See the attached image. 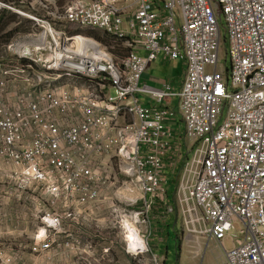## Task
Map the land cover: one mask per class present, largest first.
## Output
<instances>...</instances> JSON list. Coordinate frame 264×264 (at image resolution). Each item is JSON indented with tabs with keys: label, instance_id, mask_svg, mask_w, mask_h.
Segmentation results:
<instances>
[{
	"label": "built area",
	"instance_id": "built-area-1",
	"mask_svg": "<svg viewBox=\"0 0 264 264\" xmlns=\"http://www.w3.org/2000/svg\"><path fill=\"white\" fill-rule=\"evenodd\" d=\"M27 17L48 44H8L28 64L0 78V189L40 190L51 199L67 193L82 205L119 171L142 199L140 208L114 206L125 239L129 222L143 240L134 249L126 239L125 250L151 252L147 215L164 194V156L174 168L183 137L189 144L175 194L184 232L218 244L232 235L209 264H264V0H67L54 18L119 40L127 48L119 60L82 34L61 32L65 40L56 41L49 20ZM219 22L225 68L217 65ZM159 54L182 62L178 90L168 81L140 83ZM172 96L177 110L167 103ZM106 155L119 160L117 171L109 157L97 165ZM64 218H43L37 237L44 250L53 248Z\"/></svg>",
	"mask_w": 264,
	"mask_h": 264
},
{
	"label": "rangeland",
	"instance_id": "rangeland-1",
	"mask_svg": "<svg viewBox=\"0 0 264 264\" xmlns=\"http://www.w3.org/2000/svg\"><path fill=\"white\" fill-rule=\"evenodd\" d=\"M66 1L0 0V78L4 75L7 78V71L13 65L21 63L18 67L24 68L28 64L16 59L18 48L9 47V43L48 44V42L37 40L40 32L44 31L27 15H36L49 20L56 41L65 40L61 32L66 36L82 34L112 52L117 60L127 53V48L122 42L106 36L97 29L70 26L54 18L56 13L62 14ZM4 10L5 12H2ZM30 21L34 22L36 27L31 25ZM219 25L221 38L217 65L218 68H225L229 66L228 58L224 62L227 44L223 39L224 26L221 22ZM18 27L22 31L16 32L9 38L8 33L19 29ZM48 34L50 35L49 32ZM69 42L72 43L68 40V44ZM158 56V60L166 59L161 54ZM24 60L30 61L28 58ZM180 62L175 60V66L160 63H153V66L155 71L168 69L171 72L170 75L177 78L182 66ZM46 73L50 75L51 71L47 70ZM227 73L231 76L229 71ZM81 83L84 81L82 80ZM174 101L173 106L177 110V97ZM176 117L179 118V114H176ZM179 130L182 132L183 128ZM188 143L189 141L186 140L185 148ZM108 157L106 155L104 158H99L97 165L103 167L102 161L107 162ZM110 159L117 171L119 160L116 157ZM112 181L115 183L110 185ZM130 185L128 177L118 171L115 178L111 177L101 185L100 195L97 198L82 205H76L74 198L67 193H62L59 198L51 199L50 195L40 193V190L28 191L29 193L25 195L16 189L7 195L3 189H0V264H153L154 255L150 251L131 254L125 250L126 239L124 229L120 225V208L118 207L117 213L114 206L129 208L142 204V199L137 197L138 192L128 190ZM173 188L174 185H170V189L173 190ZM132 197H137V202L128 204V199ZM69 210L74 215L66 214ZM47 214L65 217L62 223L63 232L56 235L57 241L50 250H44L43 240L37 237L44 225L43 218ZM73 216L74 219H72ZM233 234L236 236L235 241H238L237 227ZM171 236H174V231ZM224 242L227 247L230 246L228 236ZM199 250L200 256H188L186 260L189 264H209L220 259L221 246L214 240L202 241ZM184 253L188 255L187 251ZM176 255L177 249L173 246L166 264H176ZM157 262V264H163L160 260Z\"/></svg>",
	"mask_w": 264,
	"mask_h": 264
},
{
	"label": "crops",
	"instance_id": "crops-1",
	"mask_svg": "<svg viewBox=\"0 0 264 264\" xmlns=\"http://www.w3.org/2000/svg\"><path fill=\"white\" fill-rule=\"evenodd\" d=\"M158 58L157 60L155 59V61L153 60L149 62L145 71L141 75L140 83H146L152 87H160L163 81H168L175 90H178L184 76V68L182 62H180V66L182 64L180 73L177 78H175L174 75H170L171 72L168 69L155 71L153 63H160L162 65L173 64V66H175V60L178 59L158 60ZM141 100L148 102L143 96L141 97ZM174 100L175 96H172L167 100V103L173 106V102H175ZM173 125L176 128L177 132L180 131L179 128H183L181 119L177 117L174 119ZM173 140L174 138L172 139V141ZM186 140L187 139H183V137L180 138L181 145L183 144L182 148L180 149L181 157L177 161L174 168L167 165L168 154L164 156L167 168V170L164 172V194L160 198H156L153 200V204L147 215L148 222L146 225L149 232L146 236V241L148 246L150 247L151 253L156 256L162 257L163 264H166V260L167 258H169V252L171 248H173V246L177 249L175 261L176 264H189L186 260L188 256H200L199 249L201 247V242L203 241V239L201 240V238H198L197 235L191 236L187 232H184L180 222V213L178 210H176L178 209V207L175 191L180 178L179 172L185 161L184 155H187L188 146H186L185 148L184 144ZM172 184L174 185L173 190L170 189V185ZM141 206L142 204H140V206L138 205L137 207L140 208ZM172 231H174V236H171ZM225 238L222 240L221 244H219L221 246V250L222 247L227 248L224 242ZM228 238L230 240V245H232L234 242L232 235L231 237L228 236ZM175 243L177 245H175ZM221 250L219 254L220 257ZM185 251L188 252V255L184 253Z\"/></svg>",
	"mask_w": 264,
	"mask_h": 264
},
{
	"label": "bare ground",
	"instance_id": "bare-ground-1",
	"mask_svg": "<svg viewBox=\"0 0 264 264\" xmlns=\"http://www.w3.org/2000/svg\"><path fill=\"white\" fill-rule=\"evenodd\" d=\"M126 224H127L126 239L128 241V246L134 249L141 246L143 244V240H141V236L137 232V229L134 227V225H132L129 222H127Z\"/></svg>",
	"mask_w": 264,
	"mask_h": 264
},
{
	"label": "trees",
	"instance_id": "trees-1",
	"mask_svg": "<svg viewBox=\"0 0 264 264\" xmlns=\"http://www.w3.org/2000/svg\"><path fill=\"white\" fill-rule=\"evenodd\" d=\"M2 12H5V10L4 11H2ZM30 23H31V25H34V27H36V25H35V23L34 22H32V21H30ZM19 28V27H18ZM20 31H22V29H15V30H13V31H10L9 33H8V37L9 38H11V37H13V34H15L16 32H20Z\"/></svg>",
	"mask_w": 264,
	"mask_h": 264
}]
</instances>
